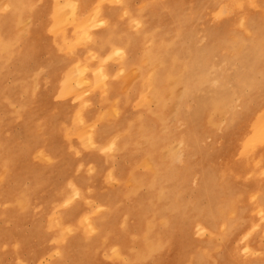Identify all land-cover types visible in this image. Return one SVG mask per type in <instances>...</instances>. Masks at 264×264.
I'll list each match as a JSON object with an SVG mask.
<instances>
[{
    "label": "bare ground",
    "instance_id": "6f19581e",
    "mask_svg": "<svg viewBox=\"0 0 264 264\" xmlns=\"http://www.w3.org/2000/svg\"><path fill=\"white\" fill-rule=\"evenodd\" d=\"M37 1L42 4L4 0L15 11L0 14V100L16 101L15 94L21 89L35 91L31 94L36 95V110L31 117L48 115L35 134L30 133L38 138L26 141L23 151L22 145H4L0 117V162L16 171L35 166L33 171L40 179L51 174L68 176L72 190L62 192L37 182L24 213L41 221L66 201L79 208L70 212L79 220L78 225L94 227L90 206L85 205L92 197L86 195L83 186L88 190L96 188L116 173L111 156L122 149L121 134L106 125L119 124L120 130L127 127V99L121 95L136 81L134 100L149 101L156 81L164 82L172 75L184 82L185 89L176 118L179 145L165 169L167 180L173 182L177 196L192 195L200 205L216 206L226 212L225 239L235 238L241 245L240 251L237 249V254L225 263L264 264V254H254L250 245L252 238L264 237L263 19L247 12L244 19L228 21L226 12L231 6L225 0H145L139 8L129 7L139 33H146L163 52L150 50L146 68L136 70V80L123 87L121 83L126 79L119 76L145 58L132 56L136 33L126 29L128 22H122L102 4L96 10H87L85 0H65V9L59 0L54 4L53 0ZM116 1L128 4L133 0ZM261 2L264 5V0ZM30 7L39 17L51 16L55 30L52 36L63 35L72 51L79 45L77 58L83 60L76 59L69 68L61 69L73 58L59 55L53 45L46 50H37L30 43L16 45L12 32L5 28L29 12ZM259 13L264 14V9ZM41 41L49 40L41 37ZM45 52L50 54V61L40 67L39 85H31L26 67L31 60L44 63ZM14 62L16 68H6ZM116 64H121L119 70ZM159 66L160 71H166L164 75L158 73ZM46 69L50 70L48 78L44 77ZM14 75L19 76L15 84L10 79ZM91 91L94 95H89ZM61 109L64 113L59 118L48 113ZM58 119L60 128L54 131L57 124L52 128L49 125ZM99 123L105 126L98 128ZM35 147H40L39 162L33 156ZM28 155L29 159L24 160ZM41 161L52 165L53 171L43 170ZM74 168H82L83 173L75 175ZM18 194L20 200L27 196L23 190ZM78 200L81 201L74 203ZM222 262L223 259L216 260V264Z\"/></svg>",
    "mask_w": 264,
    "mask_h": 264
},
{
    "label": "rangeland",
    "instance_id": "374dc122",
    "mask_svg": "<svg viewBox=\"0 0 264 264\" xmlns=\"http://www.w3.org/2000/svg\"><path fill=\"white\" fill-rule=\"evenodd\" d=\"M59 1L62 3L60 7L65 9V0ZM144 1L133 0L128 4H121L116 0H85L87 10H96L98 4H102L105 9H111L122 22H128L126 29L136 33L137 43L132 56L145 55V58H140L141 61L138 60L123 76H119L126 79L121 83L123 87L136 80V70L146 68L147 53L150 50L157 48L159 53L163 52V48L157 43L150 42L146 33H139L131 19L132 9L129 7L139 8ZM237 1L239 0H225V3L231 6L226 12L228 21L235 18L244 19L245 15H248L246 13L251 12L253 15H259L264 23V14L259 13L264 9L261 0ZM34 3L42 4L37 0H34ZM31 7L29 12L5 28L6 31L12 32L15 44L24 47L30 43L37 50H46L49 45H53L59 55H66L69 60L73 58V61H68L61 69L69 68L76 59L83 60L77 58L79 45L72 51L63 35L60 34V38L57 35L52 36L55 32L52 17H39ZM14 11V6L7 7L4 0H0L1 15L13 14ZM34 36L35 39H32ZM41 37L49 41L43 42ZM0 38H3L1 32ZM83 43L85 45L84 41ZM42 57L45 64L31 60L26 67L31 74V85H39L40 67L46 65L51 56L45 52ZM86 61L93 62L89 59ZM14 63L6 68L13 69L15 65L16 68L17 64ZM120 65L116 66L117 70ZM161 69L162 66H159L158 73L164 75L166 71H160ZM49 75L50 70L46 69L44 77L48 78ZM18 78L19 76L14 75V79L10 78L11 83H17ZM142 83L143 81L140 87L143 90ZM136 86L135 81L120 97L127 99L124 105L127 127L120 130L119 124L106 125L107 129L121 134L119 140L122 149L111 156L116 167L115 175L106 177L104 183L93 188L94 190L83 186V189L87 190L86 195L92 197V201L87 199L85 205L90 206L89 214L92 215L94 227H88V224L78 225L79 220L70 212L79 208L66 201L62 202L49 218H43L41 221L29 218L24 210L27 207V199L34 193L35 184L38 182L69 193L72 186L68 176L51 174L40 179L41 176L33 171L35 166H26L16 171L0 162V264H216L218 258L223 259L221 264H228L225 262L237 254L236 250L240 251L241 244L235 238L225 239L226 212L223 209L202 206L192 195L177 196L173 182L167 180L165 169L170 163L171 154L179 145L176 138L179 132L176 118L183 95L181 93L185 89L184 82L172 75L164 82L157 80L151 99L139 100L138 103L133 94ZM21 90L22 92L15 94L16 101L0 100V117L3 120L4 145H22L23 151L26 141H35V137L38 138L30 133L35 134L37 126L46 120L48 114L40 119L32 118L31 115L36 110V95L31 93L35 91ZM100 91L103 92L104 89ZM173 91L175 93H172ZM94 93L91 91L89 95ZM14 99L12 97V100ZM101 105L100 103L99 107ZM48 113L54 118H59L64 110ZM59 123L60 119L49 127L57 124L54 127V131H57L60 128ZM104 126V123H99L97 127ZM39 149L40 147H35L33 150L36 162L40 159ZM29 157L30 155L26 156L24 160ZM39 166L48 172L54 169L43 161ZM72 171L75 175L83 173L82 168H74ZM30 175L35 176L33 178ZM20 190L27 192L23 200L18 197ZM50 245L52 246L49 247ZM250 245L255 249L254 254H264V237L252 238Z\"/></svg>",
    "mask_w": 264,
    "mask_h": 264
}]
</instances>
